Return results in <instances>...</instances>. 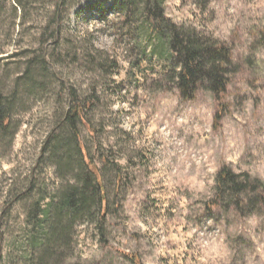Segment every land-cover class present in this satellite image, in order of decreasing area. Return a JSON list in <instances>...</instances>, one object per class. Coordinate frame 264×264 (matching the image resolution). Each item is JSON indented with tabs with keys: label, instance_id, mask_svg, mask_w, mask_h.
Masks as SVG:
<instances>
[{
	"label": "rangeland",
	"instance_id": "1",
	"mask_svg": "<svg viewBox=\"0 0 264 264\" xmlns=\"http://www.w3.org/2000/svg\"><path fill=\"white\" fill-rule=\"evenodd\" d=\"M56 2L0 0L1 92L42 53ZM63 11L51 69L60 82L22 87L17 135L0 141V264H38L29 215L64 184L54 162L39 163L69 106L61 83L95 101L92 129L79 132L111 209L104 234L75 225L70 257L51 264H264V215L211 204L224 167L264 183V0L165 1L168 23L231 50L222 100L205 88L182 97L167 40L142 12L117 0H69ZM31 181L30 197L14 201Z\"/></svg>",
	"mask_w": 264,
	"mask_h": 264
},
{
	"label": "trees",
	"instance_id": "2",
	"mask_svg": "<svg viewBox=\"0 0 264 264\" xmlns=\"http://www.w3.org/2000/svg\"><path fill=\"white\" fill-rule=\"evenodd\" d=\"M68 1L57 0L54 5L49 24L41 38V45L44 47L42 53H35L26 72L15 80L10 93L0 91L1 142L6 141L11 145L17 135L14 114L21 88H38L40 77H44V82L51 78L60 82L51 69L58 62L56 52L61 36L58 28ZM117 1L129 9L142 12L158 37L166 38L170 61L174 63L175 70H178L176 75L183 98L193 99L198 89L205 88L218 100L223 99L229 82L227 67L232 65V52L226 45L204 42L194 31L168 23L163 11L166 0ZM1 10L0 4V16ZM50 42L54 47L51 54L45 50ZM44 87L46 86L42 83L39 90H44ZM61 88L66 93L69 106L46 140L39 163L46 159L54 162L64 184L53 196L43 197L35 203L28 221V225L32 226L31 247L36 250V258L33 260L38 264L66 261L72 251L73 229L81 222L96 223L98 230L104 234L111 209L102 172L90 158L79 132L80 125L92 129L86 112L92 110L95 101L93 98L82 100L73 87L67 88L64 83H61ZM101 159L106 166L107 158ZM68 170L75 174L71 179L62 174ZM117 171L120 184L122 173ZM35 188L34 181H31L30 187L17 195L14 201L29 198ZM45 199L48 202L44 204ZM211 204L216 207L227 205L237 213L249 209L251 213L264 215V183L258 179L253 180L249 175H237L224 167L218 173L216 196Z\"/></svg>",
	"mask_w": 264,
	"mask_h": 264
}]
</instances>
